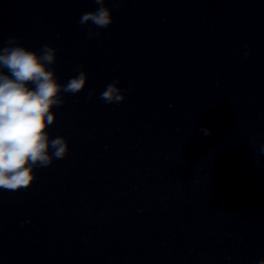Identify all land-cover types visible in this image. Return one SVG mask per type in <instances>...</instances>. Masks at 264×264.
<instances>
[{
    "label": "water",
    "instance_id": "95a60500",
    "mask_svg": "<svg viewBox=\"0 0 264 264\" xmlns=\"http://www.w3.org/2000/svg\"><path fill=\"white\" fill-rule=\"evenodd\" d=\"M107 6L113 23L89 36L78 20L94 0H0V47H55L61 84L88 73L53 108L68 155L0 189V264H258L264 0ZM116 80L130 90L106 104Z\"/></svg>",
    "mask_w": 264,
    "mask_h": 264
},
{
    "label": "clouds",
    "instance_id": "9594fccd",
    "mask_svg": "<svg viewBox=\"0 0 264 264\" xmlns=\"http://www.w3.org/2000/svg\"><path fill=\"white\" fill-rule=\"evenodd\" d=\"M118 4V0H112ZM95 11L82 13L78 23L88 27L89 36L100 33L113 23V10L107 0H94ZM58 49L44 44L38 51L20 43V38L9 36L0 47V189L18 191L30 187L36 180L34 169L46 168L54 159H64L69 153L65 137L50 139L49 126L57 117L54 107L65 103L62 94L77 95L85 90L88 73L83 65L76 68L78 75L61 84L51 67L57 61ZM119 80L105 86L99 99L106 104L125 100V91ZM96 95L95 89L88 98ZM204 135L211 130L202 128ZM51 149V152H50ZM258 264H264L260 260Z\"/></svg>",
    "mask_w": 264,
    "mask_h": 264
}]
</instances>
